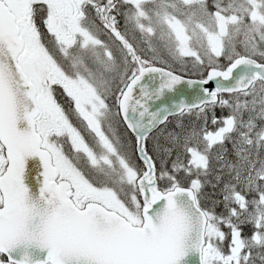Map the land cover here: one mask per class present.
I'll use <instances>...</instances> for the list:
<instances>
[{
  "label": "snow or ice",
  "instance_id": "snow-or-ice-1",
  "mask_svg": "<svg viewBox=\"0 0 264 264\" xmlns=\"http://www.w3.org/2000/svg\"><path fill=\"white\" fill-rule=\"evenodd\" d=\"M0 264H264V0H0Z\"/></svg>",
  "mask_w": 264,
  "mask_h": 264
},
{
  "label": "flooded vegetation",
  "instance_id": "flooded-vegetation-1",
  "mask_svg": "<svg viewBox=\"0 0 264 264\" xmlns=\"http://www.w3.org/2000/svg\"><path fill=\"white\" fill-rule=\"evenodd\" d=\"M58 98L60 99V101H61L62 103H64V101H65V98H64V97L59 96V94H58Z\"/></svg>",
  "mask_w": 264,
  "mask_h": 264
}]
</instances>
